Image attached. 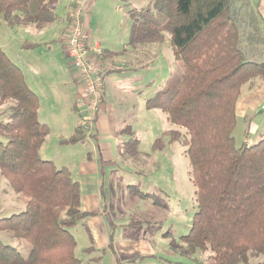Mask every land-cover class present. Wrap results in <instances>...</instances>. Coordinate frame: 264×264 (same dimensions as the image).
I'll list each match as a JSON object with an SVG mask.
<instances>
[{"label": "trees", "instance_id": "obj_1", "mask_svg": "<svg viewBox=\"0 0 264 264\" xmlns=\"http://www.w3.org/2000/svg\"><path fill=\"white\" fill-rule=\"evenodd\" d=\"M59 1L0 0V18L10 29H43L55 23L50 7ZM236 1L152 0L128 12L127 46L157 44L167 35L182 67L180 77L169 78L146 107L184 131L164 132L187 147L194 187L196 213L181 241L187 256L211 252L212 264H249L264 256V136L239 147L233 138L241 88L264 79V60H252L264 49L251 51V45L264 42V22L250 0ZM38 106L23 73L0 48V176L25 200L24 211L0 219V232L30 246L23 259L0 242V264H80L70 230L82 224L89 235L84 221L90 214L80 209V186L69 171L39 156L49 129L38 120ZM126 132L132 136L123 151L136 157L138 140ZM84 137L78 126L61 142L75 144ZM136 192L143 199L152 196Z\"/></svg>", "mask_w": 264, "mask_h": 264}, {"label": "rangeland", "instance_id": "obj_2", "mask_svg": "<svg viewBox=\"0 0 264 264\" xmlns=\"http://www.w3.org/2000/svg\"><path fill=\"white\" fill-rule=\"evenodd\" d=\"M61 1L50 7L58 16V21L46 31L36 30L34 33L25 27L10 29L0 18V48L21 70L28 88L39 98V120L49 121L50 133L39 152L40 158L52 161L57 168L65 167L72 179H76L80 165L86 163L87 158L95 159L96 165H99V177L103 178L106 190L102 208L110 224L109 236L112 238L114 251L102 246L96 232L89 234L90 241L85 228L79 224L70 230L76 241L75 257L80 264H212L211 252H197L187 256L181 241V237L188 234L196 213L187 147L181 142L171 141L165 135L168 131L179 130L173 129L165 114L145 108L146 100L163 88L169 78L172 80L181 75L182 67L174 59L169 37L165 35L164 41L157 44H138L134 48L126 44L121 46L117 57L119 60H127L126 66L131 67V71L127 73L133 77L128 82L117 83L109 88L110 94L107 91L106 100L117 118L114 125L121 128L131 126L139 141L136 149L139 154L136 157L130 156L126 149L121 153L119 145L132 135L126 132L119 134L118 131L115 138L110 133L111 148L106 155L101 144L107 140L90 138V128L85 129L88 124L83 121L86 112L81 111V115H78L71 110L75 97L77 99L79 96L81 84L74 81L73 71L64 51L67 28L64 29L60 22V19H64L65 4ZM246 2L248 1H236L238 5L247 4ZM151 3L152 0H96L90 13L92 28L98 39L106 41L109 37L110 41H114L110 43L122 45L128 42V12L142 9ZM250 4L257 11L258 6L255 5L264 7V0H250L248 5ZM37 41H44L46 45L35 51L21 48L25 42ZM255 49L263 50L264 42L251 45L253 53ZM254 58L252 60H264V53ZM55 102L62 118L74 125L83 126L86 135L84 140L65 145L61 142L63 139H57L60 128L52 124L54 120L50 116V107ZM254 118L260 124L259 134L247 137L244 133L248 128L242 120H237L233 130L236 147L243 142L253 145L260 141L259 136L264 133V115L256 114ZM92 124L90 122V127ZM179 132L183 134L184 131ZM0 142H4L1 136ZM131 188L152 196L148 200L140 199L138 194L131 192ZM24 209V198L15 194L8 182L0 176V219L18 214ZM98 220L89 216L84 223L87 225L91 222L93 227ZM129 221L137 223L131 227L123 226L122 223ZM0 242L17 249L23 259L27 258L30 246L26 242L18 241L3 232H0ZM89 247H94V251L86 254L84 250ZM123 258L129 260L123 261ZM258 263L264 264V256L254 257L249 261V264Z\"/></svg>", "mask_w": 264, "mask_h": 264}, {"label": "crops", "instance_id": "obj_3", "mask_svg": "<svg viewBox=\"0 0 264 264\" xmlns=\"http://www.w3.org/2000/svg\"><path fill=\"white\" fill-rule=\"evenodd\" d=\"M62 1L65 2L64 13H63L64 19H60L61 20L60 22L63 24L64 29L65 28L68 29L69 16H70L71 9L76 4H78L80 2V0H62ZM95 1L96 0H85L84 1L86 16L84 18L83 25H84V30L86 33L87 44L92 49H95V47H98L97 51L99 52V54L91 53L92 60H95L97 63L102 64L105 67V75H104L103 80H102V89H101L102 103H101L99 112L95 115V117L92 121L93 122L92 127H90V124H89V128H90V133H89L90 135L89 136H90V138H97L98 137L99 140L100 139L107 140L106 143L101 144V145L104 148V151H103L104 154L108 155L110 152V148H111V143L109 142V140H111L110 133L112 134V137L115 138L116 132H118V131H119L118 132L119 134L125 133L126 130L130 131L132 134L134 132L131 130V128H130L131 126H129V125H125L122 128L118 127V126L116 127V125H114L113 122H116L117 118L113 115L114 110L108 104V101L106 100V93L108 91V94H110L109 88H111L114 84L121 83V82H128L132 79L131 77H133V76H130V74L127 73V71H131V67L126 66L128 63L127 60L126 61L119 60L117 57V54H119V52L121 50V46H123L125 44L127 45V42L122 44V45H119L116 43L113 44L110 42H114V41L113 40L110 41L109 37L106 39V41H103V39H98L97 35L95 34V30H94V28H92L93 25H92V20H91V15H90L91 10L93 8V4ZM257 6H258L257 11H260V15L264 21V7H263V5L260 6V4H257ZM57 21H58V16L56 15L55 23ZM55 23H53L52 25H54ZM52 25L45 27L43 29H36L33 26H26L25 29L29 28L30 31H34V33H35L36 30L46 31L47 28L52 27ZM128 29H129V25L127 28V35H126L127 39H128ZM43 45H46V42H44V41H37V42H32V43L31 42H25L21 45V48L25 49L26 51H35L36 49L43 47ZM31 46H34V47H31ZM123 54H126V52H124ZM117 59L119 60V62ZM69 67H70V64H69ZM125 71H126V73H124ZM33 76H36V74ZM24 80H25L26 85L29 86L28 83L26 82L25 76H24ZM128 88L129 87H127V89ZM125 89L126 88H124V90ZM32 92L34 93V91H32ZM34 94H36V93H34ZM149 99H147V100H149ZM38 100H39V98H38ZM147 100H146V102H147ZM76 101H77V99L75 97V101H74V103H72L71 110L74 111L75 113H77L78 115L79 114L81 115V113H82L81 111L86 112L85 108H84L82 103L78 104ZM146 102H145V108L147 109ZM40 109H41V107H40V101H39V106H38V111H37L38 120H39V116H40L39 115ZM50 109H51L50 116L54 120V123H52V124H54L60 128L59 131H57V139L62 140L64 138L67 139V138L71 137L74 134L76 128L78 126H81V124L74 125L71 122H69L68 120L62 118L58 114L57 102H55L50 107ZM147 110H149V109H147ZM152 110H156V109H152ZM157 111H159V110H157ZM256 114L257 115H259V114L264 115V79L263 80L255 79V80L245 84L241 88V94H240V97L238 99L237 106H236V118H237V120H239V119L242 120L243 123H245L246 127L248 128V130L245 129V133H244L245 137L251 136V135L255 136V135L259 134V129H260L259 125L260 124H259V121L254 118V116ZM85 117H87V116H85ZM85 117H84L83 121L86 122ZM40 122L47 125V127L49 129V133H50V128L48 125L49 121H45V122L40 121ZM236 124H237V122H236ZM262 126H264V124ZM172 127H173V129H176L174 126H172ZM68 129H69V131H68ZM263 131H264V128L262 129V132ZM263 134L264 133H261V136H259V140L262 138ZM85 137H86V135H85ZM85 137L83 138V140L85 139ZM135 138H136V136H135ZM127 141H124L123 143H121L119 145L121 153H123L122 145ZM115 144H117V143L115 142ZM41 149H42V146H41L40 150ZM116 149H117V146H116ZM40 150H39V152H40ZM137 153L139 154V152H137ZM95 162H96L95 159L93 160L90 157L87 158V162L80 165L79 173L77 174L76 179H73V180L78 182L79 186H80V192H81V207H80V209H81V211H83L87 214H90L91 217H96V219H99L98 223L93 225V227L91 226V222L87 223L86 226L88 228L89 234H92V233L95 234L94 232H96V236L99 237L100 243L103 244L102 246H105L108 249L113 250L112 238H111V236H109L110 224L106 220V217L103 213L104 209L102 208V205H103L102 203L104 202V198L106 197V195H105L106 190H105L104 185H103V178L99 177V175H100L99 165L98 164L96 165ZM130 190H131V192H134L136 194H137L136 191H139L137 189H132V188ZM138 196H139V194H138ZM139 198L143 199L140 196H139ZM146 200H148V199H146ZM153 205H155V204H153ZM135 223H137V222L129 221V222H124L122 224H123V226L131 227ZM94 247H93L94 249L97 248L95 245H94ZM92 251H94V250H92ZM86 254H90V253H86ZM122 260L125 261V260H129V259L123 258ZM131 260H132V258L130 259V261Z\"/></svg>", "mask_w": 264, "mask_h": 264}, {"label": "built area", "instance_id": "obj_4", "mask_svg": "<svg viewBox=\"0 0 264 264\" xmlns=\"http://www.w3.org/2000/svg\"><path fill=\"white\" fill-rule=\"evenodd\" d=\"M84 1L80 0L71 9L64 51L73 71L74 81L81 84L76 102L82 103L85 108L88 123L85 129L88 130L90 122L99 112L102 103L101 89L105 67L92 60L91 53L99 54L98 47L92 49L86 42L83 25L86 16Z\"/></svg>", "mask_w": 264, "mask_h": 264}]
</instances>
